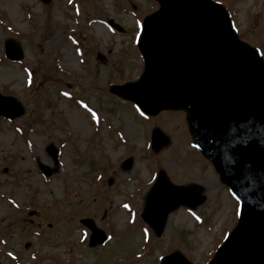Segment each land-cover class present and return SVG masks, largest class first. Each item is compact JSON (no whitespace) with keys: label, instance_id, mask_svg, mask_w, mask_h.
Instances as JSON below:
<instances>
[{"label":"rangeland","instance_id":"1","mask_svg":"<svg viewBox=\"0 0 264 264\" xmlns=\"http://www.w3.org/2000/svg\"><path fill=\"white\" fill-rule=\"evenodd\" d=\"M218 2L230 13L240 39L264 59V0ZM155 9L151 0H51L47 5L0 0V93L17 98L25 109L12 123L0 120V242L7 225L11 231L5 239L9 246L0 243L1 263L158 264L159 257L178 250L192 264H206L236 225L237 204L214 171L197 159L184 113H161L147 124L133 105L107 90L111 82L141 72L135 18ZM8 39L23 48L20 63L4 57ZM152 126L171 141L158 154L144 147ZM50 149L58 151L57 166ZM128 157L133 160L128 170L114 169ZM36 162L50 169L48 179ZM154 162L176 185L198 184L206 196L193 211L171 213L158 238L150 229L149 236L142 234L148 229L140 219L139 193L155 171ZM42 178L47 191L34 194L30 188H42ZM86 218L112 235V242L99 248L81 243L88 230L80 220Z\"/></svg>","mask_w":264,"mask_h":264},{"label":"water","instance_id":"2","mask_svg":"<svg viewBox=\"0 0 264 264\" xmlns=\"http://www.w3.org/2000/svg\"><path fill=\"white\" fill-rule=\"evenodd\" d=\"M156 1L160 8L144 19L138 43L143 75L113 92L150 114L184 110L195 145L238 198V224L208 264H264V63L258 52L238 41L218 4ZM5 56L12 61L23 57L11 41L5 44ZM22 113L14 98L0 95V116L12 119ZM166 144L162 140L155 151ZM161 179L167 183L163 177L158 185ZM166 190L178 193L177 204L195 207L204 201L196 186L181 189L168 184ZM174 208H152L145 220L162 228ZM163 264L190 263L175 253Z\"/></svg>","mask_w":264,"mask_h":264},{"label":"snow or ice","instance_id":"3","mask_svg":"<svg viewBox=\"0 0 264 264\" xmlns=\"http://www.w3.org/2000/svg\"><path fill=\"white\" fill-rule=\"evenodd\" d=\"M69 2H71V0H69ZM82 107H84V106L82 105ZM137 111H139V109H137ZM141 115H143V113H141ZM92 118H93V120H96V114L95 113H92ZM123 207L125 209H127L128 208V205L125 204V205H123ZM145 235H147V233H145Z\"/></svg>","mask_w":264,"mask_h":264}]
</instances>
